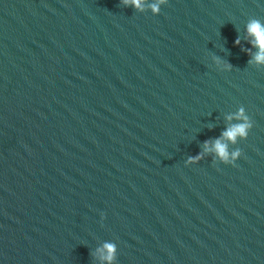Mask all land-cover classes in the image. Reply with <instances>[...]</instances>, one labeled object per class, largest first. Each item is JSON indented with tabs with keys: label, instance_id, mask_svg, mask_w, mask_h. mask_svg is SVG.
I'll use <instances>...</instances> for the list:
<instances>
[{
	"label": "water",
	"instance_id": "obj_1",
	"mask_svg": "<svg viewBox=\"0 0 264 264\" xmlns=\"http://www.w3.org/2000/svg\"><path fill=\"white\" fill-rule=\"evenodd\" d=\"M152 2L0 0V264H264V0Z\"/></svg>",
	"mask_w": 264,
	"mask_h": 264
},
{
	"label": "clouds",
	"instance_id": "obj_2",
	"mask_svg": "<svg viewBox=\"0 0 264 264\" xmlns=\"http://www.w3.org/2000/svg\"><path fill=\"white\" fill-rule=\"evenodd\" d=\"M120 3L127 6L131 4L137 10H144L145 0H120ZM167 3V0H154V2L148 4V7L151 9L153 14H158L160 12V6ZM246 31L248 35L252 38L250 43L257 48L256 53L249 60V63L253 61L258 65H264V24H261L258 20H251L247 26ZM239 37L234 41V44H239ZM213 62L217 65H223L224 70H230L232 65L222 61L220 57L213 56ZM226 119L236 120L238 122L229 125L225 130L220 134V137L213 139L211 142L205 140L203 142V151L194 155L189 156L185 160V164H194L200 161L204 154L213 153L214 156L220 162L224 164H233L238 157L241 155V150L235 148L234 150H229L228 143L236 144L238 138L243 140L248 136L249 130L252 128V121L250 117L246 114L245 108L241 105L234 114H229ZM103 216V213H101ZM104 250L106 254L102 257L105 261H108L109 264L116 257V245L114 243H105Z\"/></svg>",
	"mask_w": 264,
	"mask_h": 264
}]
</instances>
